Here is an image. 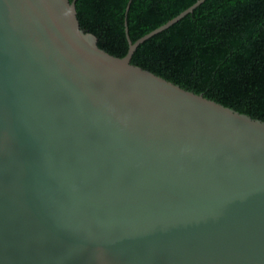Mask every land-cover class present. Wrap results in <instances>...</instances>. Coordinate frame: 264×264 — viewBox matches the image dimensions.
<instances>
[{"label": "water", "instance_id": "obj_1", "mask_svg": "<svg viewBox=\"0 0 264 264\" xmlns=\"http://www.w3.org/2000/svg\"><path fill=\"white\" fill-rule=\"evenodd\" d=\"M203 1L120 57L0 0V264H264V120L131 61Z\"/></svg>", "mask_w": 264, "mask_h": 264}, {"label": "trees", "instance_id": "obj_2", "mask_svg": "<svg viewBox=\"0 0 264 264\" xmlns=\"http://www.w3.org/2000/svg\"><path fill=\"white\" fill-rule=\"evenodd\" d=\"M197 0H76L80 26L124 56ZM129 9L127 12V6ZM132 63L264 120V0H204L142 41Z\"/></svg>", "mask_w": 264, "mask_h": 264}]
</instances>
